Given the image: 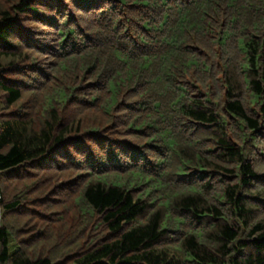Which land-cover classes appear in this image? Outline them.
<instances>
[{"label":"trees","instance_id":"1","mask_svg":"<svg viewBox=\"0 0 264 264\" xmlns=\"http://www.w3.org/2000/svg\"><path fill=\"white\" fill-rule=\"evenodd\" d=\"M0 264H264V0H0Z\"/></svg>","mask_w":264,"mask_h":264}]
</instances>
